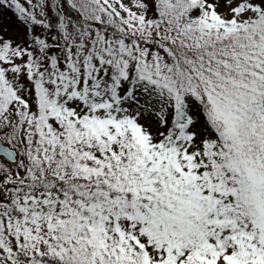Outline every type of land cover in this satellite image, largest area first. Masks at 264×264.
<instances>
[{
    "label": "snow or ice",
    "instance_id": "6c2138e0",
    "mask_svg": "<svg viewBox=\"0 0 264 264\" xmlns=\"http://www.w3.org/2000/svg\"><path fill=\"white\" fill-rule=\"evenodd\" d=\"M0 264H264V0H0Z\"/></svg>",
    "mask_w": 264,
    "mask_h": 264
}]
</instances>
